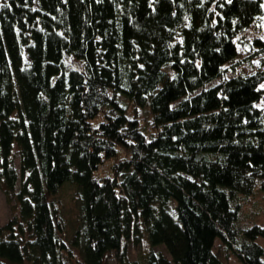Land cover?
<instances>
[{"label": "trees", "instance_id": "trees-1", "mask_svg": "<svg viewBox=\"0 0 264 264\" xmlns=\"http://www.w3.org/2000/svg\"><path fill=\"white\" fill-rule=\"evenodd\" d=\"M263 13V0H1L0 190L16 211L0 264H132L125 245L143 238L170 259L149 248L140 264H224L216 239L264 264V223L238 225V198L264 194V38L256 70L224 76ZM65 184L80 258L59 237Z\"/></svg>", "mask_w": 264, "mask_h": 264}, {"label": "rangeland", "instance_id": "rangeland-1", "mask_svg": "<svg viewBox=\"0 0 264 264\" xmlns=\"http://www.w3.org/2000/svg\"><path fill=\"white\" fill-rule=\"evenodd\" d=\"M1 1V0H0ZM264 5V0H263ZM255 38H264V13L259 16V18L251 24L244 31L239 33L234 41L237 48V57L230 63L226 64L228 70L225 73V77H231L237 74H247L258 68L259 55L253 56L256 48L251 47L252 42ZM264 59V53L261 55ZM220 79H216L206 86L213 85L217 83ZM175 104V103H174ZM131 111V109H129ZM143 122L150 119V114L147 109H139V114L137 116ZM15 167L20 172L18 157L15 160ZM103 170V169H102ZM106 170V169H105ZM108 173L106 171H100V174ZM18 187V184H17ZM55 208H57L62 216L63 224H65V230L59 234L60 239L67 244L71 253L75 254L76 258H80V251L77 248H73L70 245L71 236L75 230L77 224L76 220L78 218V209L81 203L78 192L70 184H65L58 193L52 198ZM239 213H238V225L245 226L251 225L253 223L263 224L264 223V194H262L258 189L247 197H239ZM16 211L15 203L8 202L4 193L0 190V226L5 225L7 222L12 220L13 213ZM257 242L261 247L264 248V238H258ZM148 246L146 240L143 238L140 243H131L125 245V256L128 263L140 264V254L148 252ZM214 252L217 257L224 264H243L234 254L227 249L224 245L216 239L214 242ZM150 250L160 253L167 259H170L169 254L163 245H158L151 247ZM81 260V259H80ZM264 260V257H263ZM103 264H119L113 253L108 255L103 262Z\"/></svg>", "mask_w": 264, "mask_h": 264}]
</instances>
